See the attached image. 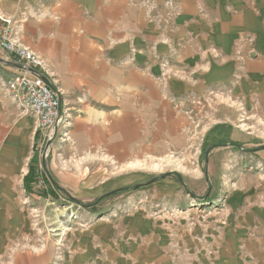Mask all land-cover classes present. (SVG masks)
Listing matches in <instances>:
<instances>
[{
	"label": "rangeland",
	"instance_id": "1",
	"mask_svg": "<svg viewBox=\"0 0 264 264\" xmlns=\"http://www.w3.org/2000/svg\"><path fill=\"white\" fill-rule=\"evenodd\" d=\"M212 10L229 34H244L251 104L244 107L239 96L241 64L232 73L234 102L225 97L203 116L189 110L194 130L174 144L140 136L136 147L135 138L106 135L105 120L102 131L85 135V123L72 124L70 115L60 137L49 139L0 78V150L14 133L22 142L0 159L26 172L17 189L20 232L32 230L52 245L47 264H264V0H219ZM3 229L0 258L8 252Z\"/></svg>",
	"mask_w": 264,
	"mask_h": 264
},
{
	"label": "crops",
	"instance_id": "2",
	"mask_svg": "<svg viewBox=\"0 0 264 264\" xmlns=\"http://www.w3.org/2000/svg\"><path fill=\"white\" fill-rule=\"evenodd\" d=\"M218 3L0 0V23H16L17 41L43 59L46 75L62 99L64 117L73 116L72 124L76 118L82 119L85 135L102 131L105 127L98 124L105 120L110 125L105 128L106 135L135 138L136 147L140 136L164 137L174 144L181 134L194 130L189 110L203 116L206 106H217L225 97L234 102L232 73L241 64L244 75L239 96L244 107L251 104L246 84L250 80L249 47L243 32L229 34V27L220 25L218 13L212 10ZM258 29L264 31V23ZM258 40L263 48L264 32ZM238 58L241 62L237 63ZM0 59H4L1 51ZM12 72L11 66L0 62L4 88ZM223 86H230L232 91L223 93ZM206 110L207 114L213 112ZM228 110L226 107L222 113L229 115ZM218 115L214 112L212 116ZM31 120L35 123L33 117ZM219 127L223 126L215 127V131ZM19 136L14 133L10 142L9 137L3 141L0 156L2 151L11 153L20 147ZM15 165L0 159V225L6 234L8 227V236L1 239L8 252L0 264L50 263L52 245L32 230L20 232L25 216L17 189L26 172L21 175Z\"/></svg>",
	"mask_w": 264,
	"mask_h": 264
},
{
	"label": "built area",
	"instance_id": "3",
	"mask_svg": "<svg viewBox=\"0 0 264 264\" xmlns=\"http://www.w3.org/2000/svg\"><path fill=\"white\" fill-rule=\"evenodd\" d=\"M16 23H0V51L8 62L34 68L46 75L45 63L34 52L24 48L16 39ZM13 72L5 80V88L18 106L32 116L41 134L58 139L65 128L62 105L56 92L37 74L11 67Z\"/></svg>",
	"mask_w": 264,
	"mask_h": 264
},
{
	"label": "water",
	"instance_id": "4",
	"mask_svg": "<svg viewBox=\"0 0 264 264\" xmlns=\"http://www.w3.org/2000/svg\"><path fill=\"white\" fill-rule=\"evenodd\" d=\"M0 62L8 65V66H11V67H14V68H17L19 70H22V71H29L31 72L32 74H37L39 75L48 85L49 87L57 93V89H56V86L54 85L53 81H51V79L47 76V75H44L42 73H40L39 71H37L36 69L34 68H27L21 64H17V63H12V62H8L7 60L5 59H0ZM59 97V96H58ZM59 100H60V103L62 105V99L61 97H59Z\"/></svg>",
	"mask_w": 264,
	"mask_h": 264
},
{
	"label": "trees",
	"instance_id": "5",
	"mask_svg": "<svg viewBox=\"0 0 264 264\" xmlns=\"http://www.w3.org/2000/svg\"><path fill=\"white\" fill-rule=\"evenodd\" d=\"M33 174H34V171L32 170L31 173H29L27 175V177L25 178V186H26V189H28L29 185L32 183V177H33ZM53 183V182H52ZM56 190V188H54ZM58 189V187H57ZM127 190V189H126ZM121 191V190H118V191H113V192H110L102 197L99 198V202H101L102 200L110 197V196H113V195H117V193ZM88 207H91V205H89Z\"/></svg>",
	"mask_w": 264,
	"mask_h": 264
}]
</instances>
